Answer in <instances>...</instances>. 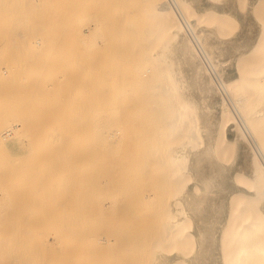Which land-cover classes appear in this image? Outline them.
I'll list each match as a JSON object with an SVG mask.
<instances>
[{"label": "bare ground", "instance_id": "obj_1", "mask_svg": "<svg viewBox=\"0 0 264 264\" xmlns=\"http://www.w3.org/2000/svg\"><path fill=\"white\" fill-rule=\"evenodd\" d=\"M47 3L5 17L0 264H132L145 225L149 264H264V0Z\"/></svg>", "mask_w": 264, "mask_h": 264}, {"label": "rangeland", "instance_id": "obj_2", "mask_svg": "<svg viewBox=\"0 0 264 264\" xmlns=\"http://www.w3.org/2000/svg\"><path fill=\"white\" fill-rule=\"evenodd\" d=\"M50 3L47 0H0V96L7 95L5 84L8 76L2 74L4 68H8L16 79L17 67L20 63L19 53L17 51V42L13 40L15 34L5 26V17L10 15H49ZM16 77V78H15ZM144 221V220H142ZM144 222H141V224ZM135 229L137 227L136 224ZM132 227V224L131 226ZM134 227V226H133ZM148 229V232H147ZM139 241L134 243V254L132 253V264H149V227L145 225L141 230Z\"/></svg>", "mask_w": 264, "mask_h": 264}]
</instances>
